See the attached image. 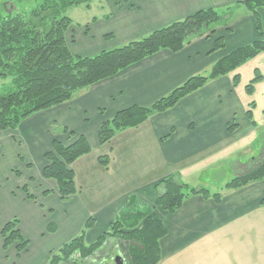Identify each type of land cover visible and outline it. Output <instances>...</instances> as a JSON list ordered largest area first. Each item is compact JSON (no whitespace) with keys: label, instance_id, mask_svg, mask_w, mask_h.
Listing matches in <instances>:
<instances>
[{"label":"crops","instance_id":"0c3cea01","mask_svg":"<svg viewBox=\"0 0 264 264\" xmlns=\"http://www.w3.org/2000/svg\"><path fill=\"white\" fill-rule=\"evenodd\" d=\"M242 1L103 0L100 16L78 23L79 38L75 37L72 53L90 57L145 37L199 10L231 9L227 15L230 21L216 26L214 36L196 37L177 53L161 50L77 91L71 100L31 115L14 130H0V264H48L51 252L81 234L90 218L94 226L86 232V243L95 242L109 230L131 197L141 208L154 207V216L166 226L159 264H264V181L232 190L225 189L223 183L218 191L211 192L221 193L220 202L212 196L190 195L174 213L156 207L155 189L158 182L175 174L192 187L203 179L199 187H204V176L225 158L209 165L215 149L231 148L233 153L246 145L244 137L258 128L252 126L246 112L255 102V120L257 101L264 98V78L255 84L253 94L247 93L246 86L256 69L264 77V53L209 81L168 111L118 133L109 143L101 145L98 140L102 123L119 111L153 105L190 77L209 74L230 52L258 40L261 35L255 17ZM242 5L245 9L232 20L233 12ZM259 13L264 33V8ZM219 37L226 45L214 51ZM236 75L241 80L234 87ZM239 113L240 122L236 120ZM230 122L236 124L232 133ZM243 125L248 135L241 137ZM64 128L84 135L92 148L72 165L79 191L67 200L60 198L57 182L42 175L48 163L45 154L53 149V142H73ZM105 155L111 157L108 167L99 162ZM14 218L19 219L20 231L29 241L20 256L16 244L4 248L2 237L4 225ZM116 240L108 239L90 259L92 263L109 262L103 257L113 246L122 249L116 257H126V246Z\"/></svg>","mask_w":264,"mask_h":264},{"label":"trees","instance_id":"16d2710c","mask_svg":"<svg viewBox=\"0 0 264 264\" xmlns=\"http://www.w3.org/2000/svg\"><path fill=\"white\" fill-rule=\"evenodd\" d=\"M35 1V6L30 10H8L5 9V1L0 0V77L11 78V90H0L2 131L16 129L31 115L63 104L71 100L77 91L113 77L161 50L177 53L196 37L214 36L216 26L231 10L202 9L138 40L86 57L73 54L67 44L66 32L73 21L66 13L75 6L85 5L90 8L93 0ZM241 3L255 17L261 35L258 40L230 52L216 62L209 74L190 77L153 105H134L119 111L111 120L102 123L98 132L99 143L107 144L118 133L140 126L153 114L168 111L209 81L234 72L264 53V33L259 13L264 8V0H243ZM225 45L223 37L217 38L214 51ZM263 78L260 70L256 69L254 78L246 86L247 93L253 94L255 84ZM240 80V75L234 77V87L239 85ZM255 106V102L250 103V109L246 112L253 127L257 126L253 114ZM235 126L234 122L229 123L231 133L236 129ZM64 132L70 135L73 142L69 145L58 140L53 142V149L45 154L48 163L42 175L45 179L55 180L60 198L67 200L79 191L72 165L80 157L89 154L92 148L84 135L77 136L67 128H64ZM99 162L108 167L111 157L100 156ZM231 162H234V176L224 185L225 189H239L253 182L264 181V145L258 155L241 163H235L234 160ZM15 173L18 174V171L15 170ZM155 189L156 207L168 213L176 212L190 195H202L205 198L212 196L219 202L222 197L221 193L212 194L206 187H192L182 182L176 174L158 182ZM24 190L32 198L26 188ZM261 204L264 205V194ZM153 210L154 207L137 206L135 197H131L127 207L110 224L109 230L95 242L87 244L86 232L94 226V219L90 218L81 234L51 252L48 264H96L90 259L103 249L110 238L117 239L118 245L126 246L127 256L120 255L124 264H159L160 241L166 236L167 229L164 222L154 216ZM2 237L5 249L16 244L18 256L29 244L20 231L18 218L4 225Z\"/></svg>","mask_w":264,"mask_h":264},{"label":"rangeland","instance_id":"374dc122","mask_svg":"<svg viewBox=\"0 0 264 264\" xmlns=\"http://www.w3.org/2000/svg\"><path fill=\"white\" fill-rule=\"evenodd\" d=\"M5 1V9L8 10H30L33 6H35L36 1L35 0H4ZM103 0H93L90 4V8L92 6V9H86L87 7L85 5H81V6H75L72 8H69L67 10V15L72 19V23L71 26L69 27V29L66 32V39H67V44L70 48V50L73 48V43H75V37L76 39L79 38L78 33L80 32L78 27V23L83 24L89 20H91L93 17L96 16H100L103 12V9L101 7ZM243 6V5H242ZM86 7V8H85ZM1 9V8H0ZM237 9V7L233 8V10ZM245 9V7L243 6L242 8H238V10H236L235 12H233L232 14V20L237 16H239V14H241L243 12V10ZM232 10V11H233ZM240 11V12H239ZM230 20L228 19V17H226L225 19H223L221 22L225 23V22H229ZM75 34V36H74ZM114 41L110 42L109 44H113ZM119 46H117L116 48H118ZM72 52V50H71ZM4 88H10L9 90H11V78H7V79H3L0 77V90L4 89ZM258 108L255 110V121L257 122V126L258 128L255 129V133L252 132V130H250V132L247 131V128L245 127V125L242 126L241 128V137L248 135L244 137L245 141H246V145H244V147L242 148V146L239 148L238 152L233 151V153L231 152V148H226L228 149L226 151V149H219L220 151H218V148L215 149L216 154L209 156V160H212L211 162H209V165H211L212 163H217L220 160L223 159V157H225L221 162L222 164L220 166L216 165L214 167H212L210 169V172L207 173V176H204V182H206L204 185V187L208 188L211 192H216L218 191V189H220V187L224 184H226L228 181H230L233 176L234 173L232 171V167L234 165V162H231L232 160L235 161V163H237L239 161V163H241L240 161H245L250 159V157H254L256 155H258L259 151L261 150V146L264 145V98L259 99L258 101ZM263 106V107H262ZM237 121L240 122L239 119H241L240 113L238 114V116L236 117ZM241 123L243 124V121H241ZM248 132V134H247ZM252 135V137H251ZM251 139V144H249ZM224 151H226L224 153ZM235 152V153H234ZM232 154V157H230ZM211 155V154H209ZM230 158V159H229ZM226 159V160H225ZM229 159V160H228ZM219 167V168H218ZM237 167V165H235V168ZM203 180V179H202ZM201 180V181H202ZM201 181L200 183H198L197 185L192 184L193 186H195L196 188H200L199 185L201 186ZM209 184V185H207ZM214 186L216 187V189H214ZM119 251H122L121 247H117V246H113V247H108V249L106 250V255L105 258L109 259L111 256L117 255L119 254ZM104 264H113L111 261L109 262H104Z\"/></svg>","mask_w":264,"mask_h":264},{"label":"flooded vegetation","instance_id":"af4514ba","mask_svg":"<svg viewBox=\"0 0 264 264\" xmlns=\"http://www.w3.org/2000/svg\"><path fill=\"white\" fill-rule=\"evenodd\" d=\"M116 255H114V256H111V258H110V261L113 263V264H116ZM107 260H109V259H107ZM102 264H104V263H102ZM122 264V263H121Z\"/></svg>","mask_w":264,"mask_h":264},{"label":"water","instance_id":"95a60500","mask_svg":"<svg viewBox=\"0 0 264 264\" xmlns=\"http://www.w3.org/2000/svg\"><path fill=\"white\" fill-rule=\"evenodd\" d=\"M122 263V261H121V257H120V255H118L117 257H116V264H121Z\"/></svg>","mask_w":264,"mask_h":264}]
</instances>
